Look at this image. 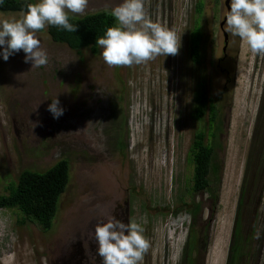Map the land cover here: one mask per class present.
<instances>
[{
  "label": "rangeland",
  "instance_id": "374dc122",
  "mask_svg": "<svg viewBox=\"0 0 264 264\" xmlns=\"http://www.w3.org/2000/svg\"><path fill=\"white\" fill-rule=\"evenodd\" d=\"M120 2L88 0L82 14L72 15ZM143 4L153 21L180 36L176 55L110 67L100 48L71 50L52 41L45 27L36 38L46 66L31 68L22 50L0 58V194L23 169L41 170L60 158L70 163L49 231L23 220L17 208L0 209V264H102L95 226L113 216L142 224L150 247L141 264H181L188 226L209 235L205 264H228L231 257L232 264H264V54L236 42L213 168L218 197L212 189L190 199L193 94L204 81L197 93L214 97L226 81L224 63L217 64L226 8L223 0ZM20 17L0 11V19ZM192 25L203 29L200 65L188 56ZM56 96L64 109L58 119L47 110ZM180 195L198 207L188 212Z\"/></svg>",
  "mask_w": 264,
  "mask_h": 264
},
{
  "label": "clouds",
  "instance_id": "9594fccd",
  "mask_svg": "<svg viewBox=\"0 0 264 264\" xmlns=\"http://www.w3.org/2000/svg\"><path fill=\"white\" fill-rule=\"evenodd\" d=\"M87 3L88 0H35L27 3L19 19H0V58L7 61L22 50L24 61L31 62V68L46 66L47 53L36 32L46 26L75 32L77 25L69 21V14H82ZM108 14L115 23L95 42L108 66L130 67L178 53L180 36L153 21L145 12L143 0H121ZM224 30L240 38L253 53L264 54V0H230ZM47 110L54 119L63 115L57 96L51 99ZM253 238L261 239V232L256 231ZM95 241L102 264H141L150 247L140 222L125 223L115 216L96 224Z\"/></svg>",
  "mask_w": 264,
  "mask_h": 264
},
{
  "label": "trees",
  "instance_id": "16d2710c",
  "mask_svg": "<svg viewBox=\"0 0 264 264\" xmlns=\"http://www.w3.org/2000/svg\"><path fill=\"white\" fill-rule=\"evenodd\" d=\"M31 2L33 0H2L0 11L22 12L27 3ZM200 8L201 6L197 2L195 11L198 13ZM69 21L77 25L73 33L55 26H46V32L50 39L66 45L71 50L79 52L83 49H89L92 53H96L98 49L95 44L96 38L103 35L108 26L115 23L114 18L108 14L107 10L86 13L82 16L69 14ZM197 22L198 20L194 19L193 24ZM202 48L203 29L192 25L189 35L188 56L195 65L201 64ZM204 84L203 81L199 86L202 87ZM197 91H195V95L193 94L195 108L192 109L191 115L197 126L187 153V162L190 164L192 172L189 184L185 188V195L192 199L200 191L213 189V198L215 199L218 197V193H216L218 186L215 190V183L218 178L215 177L213 168L215 167V151L219 146L218 135L221 127L218 117L219 108L213 97L206 96V93L200 95ZM69 176L70 163L66 158H60L49 167L41 170L23 169L16 179H9L4 186L5 193L0 194V209L17 208L23 214V220L36 222L43 231H49L56 216L60 197L69 183ZM185 195L178 196L180 205L183 207L189 204L184 198ZM194 206L198 207L196 204ZM228 264H232V257L229 258Z\"/></svg>",
  "mask_w": 264,
  "mask_h": 264
},
{
  "label": "flooded vegetation",
  "instance_id": "af4514ba",
  "mask_svg": "<svg viewBox=\"0 0 264 264\" xmlns=\"http://www.w3.org/2000/svg\"><path fill=\"white\" fill-rule=\"evenodd\" d=\"M224 1L225 0H223V3ZM224 6L226 8L225 4ZM229 6H230V0H229ZM226 12H227V8H226ZM225 13L222 15L219 21V28L223 36V45L221 47V56H219L217 60V64L221 62L224 63L223 68H221V70H224V73L226 74V81L223 84V86H221V89L213 97L215 99V102L218 103V108H219L218 117L219 118H220V113H221L222 100L226 98L228 94V88L230 85V81H232V77H231L232 72L230 68V63L234 62L233 53L235 52L236 42L240 40V38L232 37L230 34H227L225 32L224 30L225 20L223 21L222 25H220V23L223 20V17L225 16ZM232 58L233 60L231 61L230 59ZM210 190L211 189H208L206 191H200L196 193V195L198 194H206V195L209 194L210 195L211 194L209 193ZM188 206L190 207V203L186 206V209L188 210V212H190V209ZM208 219L209 217H207V219L204 220L203 222L204 226H205V223L209 222ZM193 228H194L193 226H188V230L186 232L187 234L185 236V241L181 247V252H180V257H179V262L181 264H205L209 235L206 233L202 234V232H200L201 229L198 230L197 228L196 229L194 228L195 229L194 230Z\"/></svg>",
  "mask_w": 264,
  "mask_h": 264
},
{
  "label": "water",
  "instance_id": "95a60500",
  "mask_svg": "<svg viewBox=\"0 0 264 264\" xmlns=\"http://www.w3.org/2000/svg\"><path fill=\"white\" fill-rule=\"evenodd\" d=\"M224 4L226 5L227 11L230 10V6H229V0H225ZM225 20V16L223 17L222 22L220 23V25H222L223 21Z\"/></svg>",
  "mask_w": 264,
  "mask_h": 264
}]
</instances>
